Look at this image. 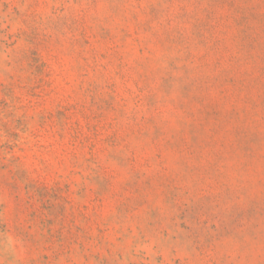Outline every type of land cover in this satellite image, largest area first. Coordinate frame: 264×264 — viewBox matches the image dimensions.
Listing matches in <instances>:
<instances>
[{
    "label": "rangeland",
    "instance_id": "rangeland-1",
    "mask_svg": "<svg viewBox=\"0 0 264 264\" xmlns=\"http://www.w3.org/2000/svg\"><path fill=\"white\" fill-rule=\"evenodd\" d=\"M0 264H264V0H0Z\"/></svg>",
    "mask_w": 264,
    "mask_h": 264
}]
</instances>
